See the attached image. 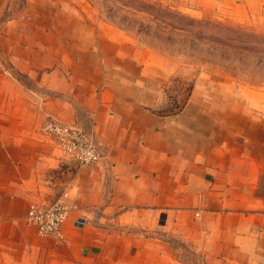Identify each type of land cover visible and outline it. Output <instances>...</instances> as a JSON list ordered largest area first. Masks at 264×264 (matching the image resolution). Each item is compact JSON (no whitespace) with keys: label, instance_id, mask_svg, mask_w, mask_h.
<instances>
[{"label":"crops","instance_id":"0c3cea01","mask_svg":"<svg viewBox=\"0 0 264 264\" xmlns=\"http://www.w3.org/2000/svg\"><path fill=\"white\" fill-rule=\"evenodd\" d=\"M203 1L264 17V0ZM41 31L17 56L49 68L50 94H2L0 264H264V100L190 94L166 113L167 95L142 85L154 51L121 28ZM156 60L164 76L169 59ZM53 118L90 134L100 159L66 158L40 131ZM64 193L77 210L60 237L40 236L29 207Z\"/></svg>","mask_w":264,"mask_h":264},{"label":"rangeland","instance_id":"374dc122","mask_svg":"<svg viewBox=\"0 0 264 264\" xmlns=\"http://www.w3.org/2000/svg\"><path fill=\"white\" fill-rule=\"evenodd\" d=\"M218 11L203 0H0V110L2 94H50L43 83L49 68L34 75L20 65L27 38L96 23L119 27L154 51V80L142 85L167 95L166 113L178 111L190 94L205 102L229 94L256 109L264 100V17L236 20L233 11ZM157 55L169 59L164 76H157Z\"/></svg>","mask_w":264,"mask_h":264},{"label":"built area","instance_id":"2783aa9c","mask_svg":"<svg viewBox=\"0 0 264 264\" xmlns=\"http://www.w3.org/2000/svg\"><path fill=\"white\" fill-rule=\"evenodd\" d=\"M40 131L54 138L60 152L80 166H92L100 159L98 146L93 137L77 125L53 118L47 120ZM77 208L76 204L68 201V194L64 193L48 205L32 204L28 209L26 221L36 228L40 236L60 237L63 224L69 214ZM85 224V218L75 223L77 227H83Z\"/></svg>","mask_w":264,"mask_h":264}]
</instances>
